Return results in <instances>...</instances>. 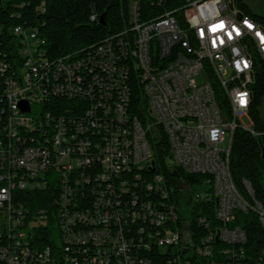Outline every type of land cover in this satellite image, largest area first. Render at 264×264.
<instances>
[{
  "label": "built area",
  "instance_id": "2783aa9c",
  "mask_svg": "<svg viewBox=\"0 0 264 264\" xmlns=\"http://www.w3.org/2000/svg\"><path fill=\"white\" fill-rule=\"evenodd\" d=\"M182 12L183 26L169 11L140 22L133 3L131 40L107 39L75 57L53 58L37 29H13L19 61L0 53L8 120L0 138V264H53L49 248L31 247L45 212L28 220L13 201L14 192L49 181L59 187L60 245L83 259L70 264H151L142 253L152 248L170 252L174 264H251L247 234L231 223L236 212H252L264 228V207L248 182L246 195L237 189L230 153L236 129L254 133L250 85L255 61H264V28L233 0H187ZM206 122L216 130H202ZM162 136L169 167L208 176L190 187L193 201L216 200L217 225L199 219L207 229L199 238L166 203L164 177H142L144 168H156L152 142ZM174 178L176 190L189 189ZM131 186L162 200L144 201ZM262 260L264 248L256 264Z\"/></svg>",
  "mask_w": 264,
  "mask_h": 264
},
{
  "label": "trees",
  "instance_id": "16d2710c",
  "mask_svg": "<svg viewBox=\"0 0 264 264\" xmlns=\"http://www.w3.org/2000/svg\"><path fill=\"white\" fill-rule=\"evenodd\" d=\"M234 5L244 14L254 19L264 28V16L253 13L247 0H233ZM137 4L139 21L144 22L156 18L169 11L176 17L181 26L185 23L182 9L187 0H0V53L9 62L19 61L17 48L20 39L12 31L16 27L37 29L40 36L46 40L48 55L53 58L82 56L92 48L112 39L115 43L121 39L131 40L134 36L132 28L131 6ZM251 104L249 116L254 133L249 130L236 129L230 153V171L233 181L241 194H247L245 182H248L254 193V198L264 207V120L260 117V107L264 100V61L256 60L254 65V80L250 85ZM219 98L221 93L217 91ZM6 100L0 95V138L4 137L8 124ZM37 122H45V114H37ZM156 157V168H144L143 179L152 181V176L162 175L166 189L169 191L166 203L174 206L181 218L188 220L191 230L199 238L206 234L205 225H199L203 219L211 226H216L214 208L216 200L205 205L202 201H193L190 187L205 182L207 175L190 174L182 169H172L167 165L169 144L165 136L152 142ZM175 170V171H174ZM140 171H136L139 173ZM124 179L132 181L133 177L124 174ZM182 178L189 186L184 191L176 190L175 178ZM131 185V183H130ZM171 191L170 189H173ZM132 193L141 195L144 201L159 203L162 196L135 189ZM59 187L49 181L47 186L38 191H16L13 194L15 204H20L28 220H35L40 211L45 212L47 223L44 227L35 229L31 238V247L40 251L51 250L53 264H70L71 259H82L71 252L67 255L60 245L59 224L57 220V201ZM27 220V221H28ZM231 226H238L247 234L244 245L251 255L248 261L256 264L262 258L264 248V228L258 217L252 213L236 212ZM6 238H2L4 243ZM2 241L0 244L2 245ZM151 264H174L171 253H161L158 248L142 253ZM74 257V258H72ZM83 260V259H82ZM264 262V260H262Z\"/></svg>",
  "mask_w": 264,
  "mask_h": 264
},
{
  "label": "rangeland",
  "instance_id": "374dc122",
  "mask_svg": "<svg viewBox=\"0 0 264 264\" xmlns=\"http://www.w3.org/2000/svg\"><path fill=\"white\" fill-rule=\"evenodd\" d=\"M247 4L253 11V13L264 16V0H247ZM261 119L264 120V100L259 110ZM246 125H251V122L248 120H245ZM227 145V142L222 145V147H225ZM6 227V222L3 216H0V232Z\"/></svg>",
  "mask_w": 264,
  "mask_h": 264
},
{
  "label": "bare ground",
  "instance_id": "6f19581e",
  "mask_svg": "<svg viewBox=\"0 0 264 264\" xmlns=\"http://www.w3.org/2000/svg\"><path fill=\"white\" fill-rule=\"evenodd\" d=\"M171 125H173V118H164V126H171ZM202 130L214 131L216 130V123L215 122L202 123Z\"/></svg>",
  "mask_w": 264,
  "mask_h": 264
},
{
  "label": "snow or ice",
  "instance_id": "6c2138e0",
  "mask_svg": "<svg viewBox=\"0 0 264 264\" xmlns=\"http://www.w3.org/2000/svg\"><path fill=\"white\" fill-rule=\"evenodd\" d=\"M222 24H223V22H221V26H222ZM212 30H213V31L216 30V26H215V25L212 26ZM229 35H231V34L229 33Z\"/></svg>",
  "mask_w": 264,
  "mask_h": 264
},
{
  "label": "water",
  "instance_id": "95a60500",
  "mask_svg": "<svg viewBox=\"0 0 264 264\" xmlns=\"http://www.w3.org/2000/svg\"><path fill=\"white\" fill-rule=\"evenodd\" d=\"M21 107H22L23 111H24V110H25V111L27 110V109H26V105H25L24 103L21 105Z\"/></svg>",
  "mask_w": 264,
  "mask_h": 264
}]
</instances>
